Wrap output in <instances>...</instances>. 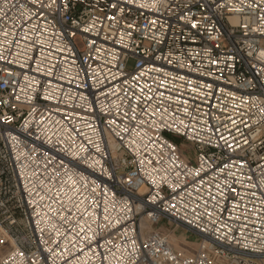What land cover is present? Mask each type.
Returning a JSON list of instances; mask_svg holds the SVG:
<instances>
[{"label": "built area", "instance_id": "1", "mask_svg": "<svg viewBox=\"0 0 264 264\" xmlns=\"http://www.w3.org/2000/svg\"><path fill=\"white\" fill-rule=\"evenodd\" d=\"M0 264H264V0H0Z\"/></svg>", "mask_w": 264, "mask_h": 264}, {"label": "rangeland", "instance_id": "2", "mask_svg": "<svg viewBox=\"0 0 264 264\" xmlns=\"http://www.w3.org/2000/svg\"><path fill=\"white\" fill-rule=\"evenodd\" d=\"M149 231H156L162 233L167 237L168 241L172 244V246L178 250L192 253L193 250L196 248L197 240L195 239V237H193V235H190L178 228H174L173 226L164 224L155 225L150 227ZM168 235H171L174 239L177 240H172V238H170V236Z\"/></svg>", "mask_w": 264, "mask_h": 264}, {"label": "bare ground", "instance_id": "3", "mask_svg": "<svg viewBox=\"0 0 264 264\" xmlns=\"http://www.w3.org/2000/svg\"><path fill=\"white\" fill-rule=\"evenodd\" d=\"M109 146H110V148H111V153H112V156H115V151H114V149H115V145H114V143L111 141V140H109ZM168 236H170V238H172V240H177V239H174L171 235H168ZM180 249V248H179Z\"/></svg>", "mask_w": 264, "mask_h": 264}]
</instances>
